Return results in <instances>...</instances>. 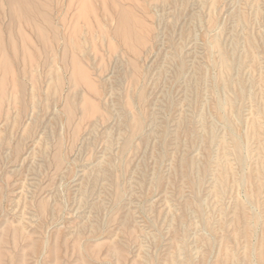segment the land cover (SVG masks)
Segmentation results:
<instances>
[{
	"label": "rangeland",
	"instance_id": "obj_1",
	"mask_svg": "<svg viewBox=\"0 0 264 264\" xmlns=\"http://www.w3.org/2000/svg\"><path fill=\"white\" fill-rule=\"evenodd\" d=\"M253 1L221 0L213 29L209 0H48L70 31H47L46 45L15 24L33 60L24 77L13 67L21 90L0 79V264H264V0ZM123 11L146 41L135 54L113 35ZM58 38L86 39L74 53L98 95L69 78ZM85 98L97 109L86 117Z\"/></svg>",
	"mask_w": 264,
	"mask_h": 264
},
{
	"label": "bare ground",
	"instance_id": "obj_2",
	"mask_svg": "<svg viewBox=\"0 0 264 264\" xmlns=\"http://www.w3.org/2000/svg\"><path fill=\"white\" fill-rule=\"evenodd\" d=\"M57 2L64 3L68 2L69 5H75V4H81L84 5L86 2H89L91 0H56ZM161 1V0H160ZM189 0H163L164 3H166L168 6L171 5V7H175L177 5H180L185 7L187 5ZM208 8L209 9V16L207 19V28L208 29H213L217 25V19H216V14H217V9L219 7V4L221 3V0H209ZM259 2L257 0H254L253 3ZM47 3V5H46ZM162 3V2H160ZM161 5L166 6L167 5ZM258 4V3H256ZM46 5V6H45ZM0 6L1 8L5 7V16L8 18L9 22L7 26L4 28L7 31L8 34V41L5 43V45L2 43L1 39V30H0V79H4L7 76H12L13 77V83L16 85L18 89L21 90L23 87L22 84V79L20 78V81L18 80V75L15 69H13L14 65L19 64V76L24 77L26 75L25 73V65L24 63L26 62V59L29 58V61H32V57L29 54V52H26L25 50H22L19 52L16 48V36H24L23 33H20L15 28V24L20 23L21 21L30 31L31 33L34 34L35 39L37 42H40L41 44L46 45L48 42L47 38V31H54L55 36H58V29L64 28V30L70 31V27H65V24H62L61 26L59 25H53L51 21V17L48 13V0H43L42 4H39L36 2V0H0ZM3 6V7H2ZM254 6V4H253ZM170 7V8H171ZM44 8V11H43ZM180 8V9H182ZM78 9V8H77ZM79 14H81V8L78 9ZM183 12V11H182ZM181 12V13H182ZM185 12V10H184ZM183 12V13H184ZM182 13V14H183ZM186 14V13H185ZM84 17H89V12L87 11L84 13V9L82 8V16ZM187 15V14H186ZM185 15V16H186ZM78 16L76 17V21L78 20ZM238 20L241 22H246L243 16L238 17ZM64 23V21H63ZM138 24L140 25V28L143 30V23L141 21H138ZM77 28V29H76ZM140 29V30H141ZM78 30L77 24L74 23L73 25V33L76 34ZM16 31V32H13ZM18 32V33H17ZM101 32V31H100ZM17 34V35H16ZM113 35L117 36L120 41L126 45L129 43L130 46V51L135 54V43L137 42L139 45H144L146 43L145 38L143 37V33L141 32H135L131 30L128 25H126V15L125 12L123 11L122 14L119 15L117 18V23L116 26L113 29ZM62 39V38H61ZM58 38V40H61ZM82 42H87L86 39L83 41V39L78 40L77 38H72L69 39L68 41L62 39V56L58 58V60H63L66 58V51L70 52L69 60L71 62V70L69 72V78L73 79V81L78 80L82 82L83 84L87 85L88 90L95 95H98V90L96 89L94 83L90 80V78L87 76L86 71L81 68L79 63H77V59L75 57V50L80 49V44ZM58 43V42H57ZM6 47V48H5ZM7 48L10 50L11 55H7L6 50ZM48 52V50H47ZM45 52L46 54H48ZM18 57H20V61H18ZM31 58V59H30ZM54 60L52 57H47L46 55L43 56L42 62L45 65H49V61ZM17 61V62H15ZM14 62V63H13ZM12 65V66H11ZM32 67V66H30ZM134 75V74H133ZM31 77V76H30ZM60 85V80L57 78L56 81V87ZM3 85H0V93L3 94L5 92V88L2 87ZM8 94V92L6 93ZM141 93H138V99L140 100L141 98ZM6 98V97H5ZM89 98H85L84 101L82 102V109H83V116L86 117L89 113L91 112L93 115L94 113L97 112L96 108H87V101ZM130 103H126V106H129ZM73 106L70 103H65L64 104V113L66 115V123H69L71 120V113L73 111ZM86 108V109H85ZM87 110V111H86ZM140 118L135 117V119L132 122V131L133 133L137 132L140 128ZM76 133V130H74V134ZM60 148V143H58V150ZM54 161L58 165L61 161V157L59 153L57 152L56 155L54 156ZM42 208V206H40Z\"/></svg>",
	"mask_w": 264,
	"mask_h": 264
}]
</instances>
